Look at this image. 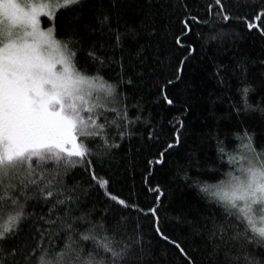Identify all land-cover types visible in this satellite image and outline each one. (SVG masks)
<instances>
[{
    "label": "trees",
    "instance_id": "1",
    "mask_svg": "<svg viewBox=\"0 0 264 264\" xmlns=\"http://www.w3.org/2000/svg\"><path fill=\"white\" fill-rule=\"evenodd\" d=\"M258 13L264 0H79L43 17L75 68L112 93L93 92L104 128L56 177L69 205L21 197L25 216L0 241L16 249L10 264L45 253L53 264L70 253L72 264L77 254L111 264L104 238L124 252L119 264H223L213 222L244 229L202 188L234 172L242 146L264 157V16L247 26ZM246 250L264 264V247Z\"/></svg>",
    "mask_w": 264,
    "mask_h": 264
},
{
    "label": "snow or ice",
    "instance_id": "2",
    "mask_svg": "<svg viewBox=\"0 0 264 264\" xmlns=\"http://www.w3.org/2000/svg\"><path fill=\"white\" fill-rule=\"evenodd\" d=\"M77 3L79 0H63L62 6ZM57 6L59 0L56 5L52 0H25L23 5L17 0H0V219L4 220L0 224V241L7 239L25 216L21 197L26 202L35 198L31 194H38L52 203L50 211L69 205L73 197L58 187L56 177L61 168L73 163L70 158L88 156L89 140L100 136L104 128L103 123H98L102 113L96 112L103 106L92 102L93 92L103 90L110 95L112 86L102 78L88 77L76 70L72 59L76 53L54 38V27L46 31L40 27V17L51 20ZM262 16L264 13L256 14L248 28H258L256 22ZM243 91L247 94L248 89ZM242 171L244 179L233 176L228 182L202 188L221 202L244 229L240 231L229 222H213L211 235L218 239L217 247L224 253L223 264H260L246 247H264V164ZM100 184L106 186L108 181ZM110 198L118 199L114 195ZM118 202L127 206L122 199ZM151 211L155 213V209ZM81 239L93 237L82 235ZM100 246L111 253V264L123 259L124 252L115 250L107 238ZM176 247L187 256L183 248ZM16 255V249L6 253L0 248V264H10L9 256ZM45 255L39 257V264H53ZM64 255L61 252L58 257L62 260ZM28 259L25 256V264ZM76 264L104 262L96 261L92 254L80 261L77 254Z\"/></svg>",
    "mask_w": 264,
    "mask_h": 264
},
{
    "label": "rangeland",
    "instance_id": "3",
    "mask_svg": "<svg viewBox=\"0 0 264 264\" xmlns=\"http://www.w3.org/2000/svg\"><path fill=\"white\" fill-rule=\"evenodd\" d=\"M24 2H25V0H17V3H21L22 5ZM28 2L39 3V2H41V0H28ZM52 3H53V5H56V0H52ZM62 4H63V0H59V6H57V8L62 6ZM43 17H47V16L42 15L40 17V27L42 30L46 31L49 27L46 28L43 26V23H42ZM88 77H90V76H88ZM94 92L96 94H99V95H106V96L109 95L103 90H97ZM241 150H242L243 155H237V156L229 159L230 162L234 165V172H232L231 175L229 174L228 177L222 182H228L233 176L239 177L240 179H244L245 176H244V173L242 171L243 169H247L251 166L260 167L261 164H264V157L260 158L257 156L256 153L253 154L254 153L253 150L250 147H248L247 145L242 146ZM220 184H218V185H220ZM238 203L242 204L243 202H238Z\"/></svg>",
    "mask_w": 264,
    "mask_h": 264
}]
</instances>
